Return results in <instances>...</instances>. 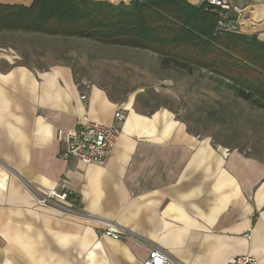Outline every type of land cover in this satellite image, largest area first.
I'll use <instances>...</instances> for the list:
<instances>
[{
    "label": "crops",
    "instance_id": "0c3cea01",
    "mask_svg": "<svg viewBox=\"0 0 264 264\" xmlns=\"http://www.w3.org/2000/svg\"><path fill=\"white\" fill-rule=\"evenodd\" d=\"M227 2L239 11H225L236 32L264 44V0ZM17 59L0 55V264H143L152 250L177 264L246 255L264 264V162L191 133L166 107L142 110L70 64ZM117 112L124 121L105 166L62 158L58 130L83 115L112 126ZM60 180L68 205L39 207L34 197ZM106 225L125 238L103 236Z\"/></svg>",
    "mask_w": 264,
    "mask_h": 264
},
{
    "label": "trees",
    "instance_id": "16d2710c",
    "mask_svg": "<svg viewBox=\"0 0 264 264\" xmlns=\"http://www.w3.org/2000/svg\"><path fill=\"white\" fill-rule=\"evenodd\" d=\"M234 19L204 2L196 6L186 0H33L28 7L0 4V32L146 51L159 58L162 70L189 75L198 70L217 76L237 98L264 110V44L238 34L237 28H219V22L229 24Z\"/></svg>",
    "mask_w": 264,
    "mask_h": 264
},
{
    "label": "rangeland",
    "instance_id": "374dc122",
    "mask_svg": "<svg viewBox=\"0 0 264 264\" xmlns=\"http://www.w3.org/2000/svg\"><path fill=\"white\" fill-rule=\"evenodd\" d=\"M11 54L19 57L17 62L37 66L70 64L87 80L116 88L119 97L134 96L142 110L166 107L191 133L264 162V110L237 98L217 76L198 70L190 75L162 70L159 58L146 51L88 40L0 32V55Z\"/></svg>",
    "mask_w": 264,
    "mask_h": 264
},
{
    "label": "built area",
    "instance_id": "2783aa9c",
    "mask_svg": "<svg viewBox=\"0 0 264 264\" xmlns=\"http://www.w3.org/2000/svg\"><path fill=\"white\" fill-rule=\"evenodd\" d=\"M208 7L213 10L221 9L223 11H234L239 13L236 8H232L227 0H201ZM219 28L225 30H235L236 22L226 24L219 22ZM81 85L87 86V83L81 82ZM82 101L86 100V95H81ZM116 124L112 126H105L103 124L94 122L83 115L77 121L76 128L71 131L58 130L56 133L57 141L62 146V158L65 160H76L88 166H105L110 160L113 151L120 135L119 124L124 121V116L117 112L114 115ZM229 151L226 150L227 156ZM71 191L64 180H60L55 187L50 188L42 193L40 196H35L34 199L39 207L51 208L66 207L68 205V198ZM67 203L62 204V203ZM102 235L113 240H121L125 238V234L120 231H114L109 225L102 231ZM143 264H177L170 260L165 254L158 250L149 252ZM228 264H259L252 256H237L230 260Z\"/></svg>",
    "mask_w": 264,
    "mask_h": 264
}]
</instances>
